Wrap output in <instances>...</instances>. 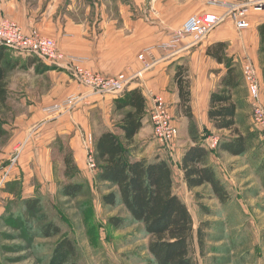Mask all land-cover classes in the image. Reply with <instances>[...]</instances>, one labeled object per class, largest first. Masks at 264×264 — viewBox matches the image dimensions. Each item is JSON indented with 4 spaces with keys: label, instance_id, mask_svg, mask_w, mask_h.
I'll list each match as a JSON object with an SVG mask.
<instances>
[{
    "label": "rangeland",
    "instance_id": "obj_1",
    "mask_svg": "<svg viewBox=\"0 0 264 264\" xmlns=\"http://www.w3.org/2000/svg\"><path fill=\"white\" fill-rule=\"evenodd\" d=\"M156 1L160 2L145 0L146 11L143 13L148 18H151L152 4ZM180 1L182 4L185 2ZM130 3L131 0H81L80 17L76 18L89 22L99 20L107 14L101 9L104 4L112 6L113 13L108 15L116 17L118 6ZM89 5L95 7V10L88 11ZM181 27L162 29L160 43L171 41ZM221 27L222 23L196 46L207 42ZM96 32L101 30L97 27ZM239 33L240 40L252 42V34ZM229 45L226 44L223 64L210 61L204 49L203 53L196 55L191 65V70L204 69L219 80L222 73H227L228 68L236 70L239 86L234 95L240 109L237 126L249 137V148L245 155L232 157L218 151L216 147L209 157L229 193L228 201L221 203L209 186L188 189L179 161L174 160L170 148H166V152L162 154L172 166L175 192L187 204L195 231L202 223H208L203 253L195 236L193 255L197 264H264V130L253 121L249 92L247 86L242 87V75L239 73L245 59H249L253 65L254 62L248 54L234 60L230 55ZM0 48H5L7 55L19 64L8 75L5 101L0 99V264H53L54 248L63 239L71 240L76 245L79 264H154L148 250L150 237L145 233L144 226L129 222L131 218L124 206L112 208L103 203L102 197L113 189L97 180L99 164L97 163L95 170L88 168L87 152L83 159L82 155L77 158L79 148L73 140L75 131L64 132L62 130L65 126L62 123L56 124L58 118L70 116L79 104L54 116L33 108V101L43 97L51 98V95L55 99L59 95L54 86L58 79H48L46 74L42 75L40 68H50L46 66V61L36 55L9 48L1 41ZM149 49L143 50L141 54H147ZM189 61H176V65L182 64L186 76H190ZM259 62L264 67V56L260 57ZM87 69L96 72L92 68ZM71 73L79 87L85 86L72 71ZM52 84L54 85L51 86ZM220 88L216 86V92H220ZM50 89L51 92H48ZM70 96L82 95L74 92L67 97L65 95L63 100ZM173 119L175 120L174 117ZM192 125L196 126L195 131L191 129ZM187 127L192 138L199 139L198 142L202 145L208 144V140L223 142L230 135L229 131H218L213 122L202 126L191 123ZM79 129L82 147L86 151L83 136L93 133ZM111 129L120 133L117 124ZM179 130L174 153L180 150L178 142L184 138L181 129ZM144 132L145 144L143 143V147L142 144L134 147L135 154L149 148L152 143L165 150L156 142L153 134L147 135L148 130ZM20 144L24 147L12 166L10 160L15 157V149ZM68 157L75 163L66 169L64 158ZM8 166L11 169L7 174L5 167ZM6 175L8 176L5 178ZM73 183L83 185L81 195L75 198L62 195L64 186ZM196 194H201L203 199L199 201ZM27 201L36 202L35 211L27 208ZM201 205L209 209L211 215L203 212ZM113 217L127 220V226H112L109 220ZM48 222L57 224L62 233L49 239L41 237V227Z\"/></svg>",
    "mask_w": 264,
    "mask_h": 264
},
{
    "label": "crops",
    "instance_id": "obj_2",
    "mask_svg": "<svg viewBox=\"0 0 264 264\" xmlns=\"http://www.w3.org/2000/svg\"><path fill=\"white\" fill-rule=\"evenodd\" d=\"M145 6V0H131L130 4L118 6L117 15L114 17L108 15L112 12V6L104 4L101 9L107 14L99 20L89 22L78 20L82 8L81 0H0V17L15 21L26 33L38 30L43 35L54 38L58 43L59 50L65 56L80 58V64L84 68H92L104 76H117L121 72H126L129 75L136 74L143 69V63L138 55L143 50L150 48L151 50L146 54V60L152 63V67L144 72L142 77L137 79L136 83L132 84L128 90L139 89L146 99L143 127L134 138V147L139 144H142L143 147L145 144L143 142L146 138L145 130H148L147 135L153 134L149 115L152 103L148 92L161 94L167 101L172 117L175 118V124L178 127L184 126V128H179L185 138L178 142L180 150L175 149L176 153L173 148L169 150L174 160L179 161L181 166L185 151L194 145L186 126L191 123L202 126L210 122L208 112L211 96L216 92V86L221 87L220 81L226 75V73H222L219 80L213 73L204 69L191 70L196 55L221 42L230 44V55L234 57V60L242 58V55L245 56V54L250 55L257 71L261 90L264 93V84H262L264 83V67L259 62L260 57L264 54L260 51L261 42L258 32L259 26L264 23V12H251L247 18L250 23V27L247 29H238L232 17L226 18L222 22V27L201 46H191L192 39L185 38L176 47L162 48L163 45L170 42L160 43L162 29H177L194 15L212 13L223 16L228 12V9L208 0H185L183 4L180 0H160V2L156 1L152 4L151 18H148L143 13L146 11ZM91 9L95 10V7L89 5L88 11ZM97 27L101 32H96ZM239 32L245 35L252 34V42L240 40L238 36L241 33ZM242 48L245 49L242 51ZM207 57L210 61H215L208 55ZM177 60H190L188 79L190 81L192 119L185 113L187 107H180V89L176 74L180 68L182 69V64L177 63L176 65ZM45 63L50 69L40 68L42 75L46 74L48 79H58L57 83L51 86H55L59 95L55 96V99L53 95L51 98L43 97V99L33 101L31 106L43 111L47 106L63 100L65 95L67 97L74 92L82 95L78 108L75 107L70 116L58 118L56 124L62 123L65 126L62 130L64 132L75 131L73 140L79 148L76 153H79V156H76L78 158L82 155L83 159L86 151L82 147L79 128L86 132H92L96 139L105 131L112 130V126L120 123L130 110L129 107L123 109L117 107V102L122 100L126 94H97L88 87L77 85V82L72 79L68 61L65 60L59 66L49 62ZM239 73L242 75V68ZM240 81L242 87L246 88L243 76L240 77ZM48 92H51V89ZM235 93L234 90L233 95ZM235 96L234 101L236 102ZM239 111L238 107L237 117ZM162 152L165 153L166 148L164 150L156 143H152L149 148L139 150L137 154L134 152L133 155L138 160L154 161L156 158L167 160ZM209 163L213 162L211 163L209 160Z\"/></svg>",
    "mask_w": 264,
    "mask_h": 264
},
{
    "label": "trees",
    "instance_id": "obj_3",
    "mask_svg": "<svg viewBox=\"0 0 264 264\" xmlns=\"http://www.w3.org/2000/svg\"><path fill=\"white\" fill-rule=\"evenodd\" d=\"M258 32L260 51L264 54V23L259 26ZM225 49L226 43L221 42L210 47L207 55L223 64ZM18 66V62L7 55L6 49L0 48V99L3 102L7 95L8 75ZM176 80L180 89V107L186 106L185 113L192 119L190 81L183 68L177 72ZM220 86V92L211 96L208 119L218 131H229L230 135L218 143L217 150L232 157H241L248 151L249 137L237 126L238 106L234 101L233 91L238 88L239 82L234 68H228ZM261 92L264 98V93L262 90ZM117 107L130 108L117 124L120 133L108 130L95 140V156L99 164L97 180L113 189L102 197L103 203L112 208L124 206L131 218L129 222L144 226L145 233L150 237L148 250L154 264H197L193 255L195 236L203 253L208 223H202L195 231L187 204L175 192L174 171L168 160H138L133 155L134 138L143 127L146 111V99L142 91H127L125 97L117 102ZM191 129L195 131L196 126L192 125ZM198 141L199 139L192 138L194 145L187 148L181 160L180 168L185 184L190 190L209 186L213 195L221 203H226L229 193L215 167L209 163V156L215 149H207ZM73 161L70 157L64 158L66 169L74 165ZM82 192L83 185L73 183L64 186L61 193L75 198ZM196 197L199 201L203 199L201 194H196ZM36 205L33 201L26 202L27 208L32 211L36 210ZM200 207L207 215H211L209 209L202 205ZM109 221L116 228L126 227L128 223L127 220L116 217ZM61 233V228L54 222L41 227V237L45 239L57 237ZM53 252V264H79L78 251L71 240H61Z\"/></svg>",
    "mask_w": 264,
    "mask_h": 264
},
{
    "label": "built area",
    "instance_id": "obj_4",
    "mask_svg": "<svg viewBox=\"0 0 264 264\" xmlns=\"http://www.w3.org/2000/svg\"><path fill=\"white\" fill-rule=\"evenodd\" d=\"M214 4L221 5L228 9L223 16L208 13L194 15L188 18L180 30L176 32L173 39L162 46V48H173L185 38H191V46L203 42L208 35L228 17H232L238 29H247L250 23L247 21L251 12H264V0H208ZM0 41L7 47L18 50L28 55H36L43 61L59 66L60 63L68 61L70 70L77 80L93 90L97 94L123 95L129 90L142 74L152 67V63L146 60V52L139 56L143 63V69L136 74L129 75L121 73L117 76H104L84 68L80 58L65 56L58 48L54 39L48 38L38 30L26 33L24 29L15 21L8 18H0ZM151 49H149L150 51ZM243 80L247 86L250 101L253 109V121L264 130V101L261 92V84L257 76V71L249 59H245L242 67ZM152 106L149 111L150 122L153 128V135L156 142L164 148H174L175 141L179 137V127L169 111L167 101L161 94L152 91L148 92ZM80 96H70L57 105L46 107L43 111L48 116L58 115L72 109L80 103ZM83 144L87 152L88 168L97 169L95 139L92 134H84ZM218 141H209L204 144L208 149H215ZM24 146L21 144L15 149V157L12 158L11 165L19 158ZM11 166L5 167L8 171ZM8 175L5 176V178Z\"/></svg>",
    "mask_w": 264,
    "mask_h": 264
}]
</instances>
